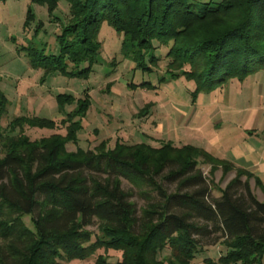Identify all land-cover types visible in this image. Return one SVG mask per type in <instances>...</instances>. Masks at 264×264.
<instances>
[{"label": "trees", "instance_id": "1", "mask_svg": "<svg viewBox=\"0 0 264 264\" xmlns=\"http://www.w3.org/2000/svg\"><path fill=\"white\" fill-rule=\"evenodd\" d=\"M60 1L31 0L46 5L53 19H59ZM66 1L69 17L56 35L58 52L36 40L19 47L33 67L44 69L43 76L88 77L100 61L103 22L123 35L121 53L144 72L158 62L156 42L167 46L169 60L159 80L181 75L195 80L194 100L201 91L264 68V0ZM35 19L29 4L24 27ZM41 27L39 20L34 35ZM141 84L154 86L148 80ZM56 101L65 115V134L30 138L25 125H57L38 114L16 115L0 128V264H65L62 259L86 258L99 247L121 250L122 258L111 262L99 254L95 264H197L196 254L219 242L224 250L217 259L207 256L206 264H264V199L250 179L263 193L264 181L253 171L237 167L217 195L201 162H210L211 172L219 164L224 173L235 165L192 143L118 140L109 147L102 140L84 148L78 134L90 94L59 92ZM7 102L0 90V116ZM68 142L77 148L69 150ZM123 179L146 198L140 209ZM26 214L34 228L24 221ZM96 222L98 233L89 229Z\"/></svg>", "mask_w": 264, "mask_h": 264}, {"label": "rangeland", "instance_id": "2", "mask_svg": "<svg viewBox=\"0 0 264 264\" xmlns=\"http://www.w3.org/2000/svg\"><path fill=\"white\" fill-rule=\"evenodd\" d=\"M29 4L34 8L36 19L29 27H24ZM55 14L59 19L49 15L46 5L31 0H0V90L8 96L7 109L0 116L2 130L16 115L38 114L54 118L57 125L54 128L25 125L24 130L30 138L55 132L65 134L67 123L61 121L65 115L58 110L56 94L69 92L78 98L88 92L92 103L83 118L78 145L95 148L102 140H106L109 147H113L118 140L129 144L145 141L154 146H160L167 140L178 146L192 143L235 165L227 173H224L222 164L216 165L211 172L212 164L201 162L204 173L214 180V194L217 195L220 188L237 173L239 166L232 156L236 144L242 143L243 133L248 134L246 129L259 127L256 130L258 138L264 142V68L243 79L231 78L211 91H201L194 100L192 90L196 87L195 80L185 75L168 81L159 80L169 60L167 46L156 42L158 62L153 64L152 71L144 72L121 53L123 35L103 22L98 34L101 41L100 61L88 77H71L61 73L43 76L44 69L33 67L26 51L19 47L36 40L35 43L44 42L50 50L58 52L56 35L61 30L62 21L69 17L66 0L59 2ZM39 20L42 27L34 35ZM144 80L154 86L142 85ZM73 107L74 104L67 105L68 110ZM143 107H147V111L142 114L140 110ZM67 148L74 150L77 144L68 142ZM3 154L0 149V155ZM250 183L257 196L264 199V193L253 177ZM165 185L170 190L176 187L175 183ZM123 186L133 190L131 199L139 209L147 203L130 181L123 179ZM23 219L34 228L31 214L24 215ZM89 229L98 233L99 223L89 226ZM224 247L220 242L207 246L203 252L196 254L194 261L206 264L207 256L217 259ZM169 251L165 249L163 253ZM99 254L105 255L111 262L122 258L121 250L99 247L86 258L62 261L65 264H95Z\"/></svg>", "mask_w": 264, "mask_h": 264}, {"label": "crops", "instance_id": "3", "mask_svg": "<svg viewBox=\"0 0 264 264\" xmlns=\"http://www.w3.org/2000/svg\"><path fill=\"white\" fill-rule=\"evenodd\" d=\"M259 127L254 130L246 129L243 133L242 143L234 147L233 161L242 168L251 170L264 181V142L259 140ZM264 132V127H262ZM264 141V137L262 139ZM240 264V263H239Z\"/></svg>", "mask_w": 264, "mask_h": 264}]
</instances>
